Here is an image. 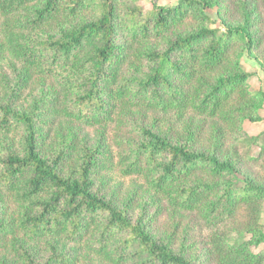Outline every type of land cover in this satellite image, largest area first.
<instances>
[{"label":"trees","instance_id":"16d2710c","mask_svg":"<svg viewBox=\"0 0 264 264\" xmlns=\"http://www.w3.org/2000/svg\"><path fill=\"white\" fill-rule=\"evenodd\" d=\"M241 56L264 0H0V264H264Z\"/></svg>","mask_w":264,"mask_h":264},{"label":"rangeland","instance_id":"374dc122","mask_svg":"<svg viewBox=\"0 0 264 264\" xmlns=\"http://www.w3.org/2000/svg\"><path fill=\"white\" fill-rule=\"evenodd\" d=\"M175 0H158L160 4H170L173 3ZM145 6L149 5V0H140ZM208 12L215 16V8H209ZM215 25V24H214ZM241 62L243 63L245 69L248 71L249 76L247 78L248 85L250 89H264V68L259 67L254 60L249 59L245 56L240 57ZM260 119L257 120H248L244 119L242 122L243 130L248 134H255L261 131L264 128V103L260 108ZM250 169L252 170L253 174L259 173L258 168L254 164H250ZM256 174V175H257ZM238 176L241 177V173H238ZM261 221L263 223L264 229V202L262 204V209L260 213Z\"/></svg>","mask_w":264,"mask_h":264}]
</instances>
